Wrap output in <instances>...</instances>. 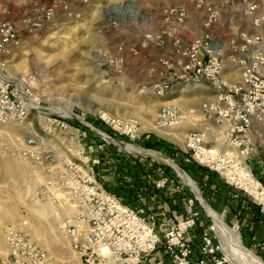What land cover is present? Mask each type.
I'll use <instances>...</instances> for the list:
<instances>
[{
	"label": "rangeland",
	"instance_id": "rangeland-1",
	"mask_svg": "<svg viewBox=\"0 0 264 264\" xmlns=\"http://www.w3.org/2000/svg\"><path fill=\"white\" fill-rule=\"evenodd\" d=\"M208 1L219 10L220 18L206 27L207 15L190 0H0V19L13 21L21 39L18 48L0 59L5 62L2 72L26 86L34 103L50 111L41 113L33 109L23 123H0V264H12L5 236L8 225L21 226L24 234L54 263L78 259L70 237L59 228V222L71 215L74 207L68 202L60 201L57 205L38 197L41 176H33L32 163L14 154L29 134H37L59 159H90L95 151H82L81 146H117L113 142L121 140L140 148L170 146L178 168L188 179L194 178L187 170L190 165L198 172L207 169L219 175L199 164L186 147L190 131H203L208 124H214L215 120L204 113L203 104L214 101L216 89L203 79L188 82L176 65L169 67L175 58L171 42L168 37L163 44L157 39V34L167 31L168 26L162 13L175 5L185 7L187 18L179 28L184 43L199 38L203 32L218 40L227 66L223 76L229 81L240 79L242 62L248 60L246 51H227L234 34L243 31L264 35V26L253 25L243 0ZM43 7L52 10V16L44 21L40 19ZM257 15L264 16L263 5ZM238 45L242 46V42L238 41ZM161 59L168 60V64ZM182 59L177 58L184 63ZM163 83L168 87L161 91L157 86ZM163 110H167L165 115L159 116ZM90 127L115 140L112 142ZM218 137L216 132L207 131L202 146L230 150L226 141ZM255 156L247 161L248 168L254 180L261 179L264 187L261 145ZM182 179L178 177V205L183 212L178 213L171 226L194 222L184 235L192 249L191 258L200 256L207 234L220 248L218 257L228 264L252 263L238 251L233 235H226L219 227L220 218L235 230L242 246L264 263V210L254 189L243 183L235 187L222 178L241 192L242 202L257 208L252 214L243 210L223 214L199 195L202 184L190 180L192 187ZM189 190L192 193H186ZM258 191L263 189L259 187ZM185 193L194 195L193 202L188 201L187 205L181 201L185 200ZM195 230L200 234L197 246L186 238Z\"/></svg>",
	"mask_w": 264,
	"mask_h": 264
},
{
	"label": "built area",
	"instance_id": "built-area-1",
	"mask_svg": "<svg viewBox=\"0 0 264 264\" xmlns=\"http://www.w3.org/2000/svg\"><path fill=\"white\" fill-rule=\"evenodd\" d=\"M190 1L207 15L206 27L219 20V10L208 0ZM243 4L253 25L263 27L264 16L257 13L260 5L264 7V0L251 3L243 0ZM162 15L167 21V31L159 32L157 39L160 44L166 37L171 42L175 58L169 67L176 65L188 82L201 79L210 82L217 92L214 101L203 104L204 113L215 120V126L208 124L203 131H190L186 136V147L199 164L216 171L226 182L236 187L237 183L245 185L251 179L258 184L257 189L260 187L264 191L261 179L254 180L247 162L255 156L259 145L264 148V35L243 31L234 34L227 51H246L248 60L242 62L240 79L229 81L223 76L227 66L223 62V47L216 38L207 32L188 43L181 38L179 28L187 18L185 7L175 5L165 9ZM51 16V9H41L40 19L44 21ZM36 25L40 26V22ZM238 41L242 46L239 47ZM20 43L16 24L0 19V59L18 48ZM161 62L167 65L169 61L161 59ZM4 64L0 62V123L20 124L34 109L25 96L29 97L30 91L26 86L19 90L14 82L8 81L10 77L2 72ZM167 87L165 83L157 86L161 91ZM166 111L159 116H164ZM207 131L216 132L230 150L217 151L202 146ZM81 148L94 152L99 146ZM14 154L32 163L33 176H41L38 197L57 205L61 204L60 201L68 202L74 207V212L59 222V228L70 237L78 259L54 263L24 234L21 226L8 225L5 236L12 264H141L144 256L158 249L170 256L172 264H228L218 257L220 248L207 234L200 256L194 260L191 258L192 249L184 237L193 226L191 220L174 224L161 236L155 230L154 215L131 208L104 188L88 157L59 159L51 146L37 134H29ZM259 203L264 210V201Z\"/></svg>",
	"mask_w": 264,
	"mask_h": 264
},
{
	"label": "crops",
	"instance_id": "crops-1",
	"mask_svg": "<svg viewBox=\"0 0 264 264\" xmlns=\"http://www.w3.org/2000/svg\"><path fill=\"white\" fill-rule=\"evenodd\" d=\"M141 148L146 151H155L177 165V157L172 155L170 146H154V149ZM90 160L106 190L114 193L122 203L131 208L141 209L145 214L154 215L155 230L161 236L170 229L178 213L183 212L179 210L178 205L180 186L178 177L181 179L182 177L178 175L174 165L149 153L127 151L118 145L113 146L106 143L99 146ZM255 161L261 164L258 159ZM187 170L194 177H189L193 184H195L194 181L202 184V191L199 190V195L202 194L214 210L223 214H228L231 211L240 213L242 210L250 211L251 214L257 212L254 205L248 206L247 202H242L239 199L242 196L241 192L228 186L219 175L207 169L198 172L191 165ZM188 187L190 186L188 185ZM190 189L193 191L191 187ZM188 192L191 191L186 193ZM186 193L184 194L185 200L182 198L181 201H185L187 205L188 201L193 202L194 195ZM196 231L188 233L186 237L187 241L194 246H197L200 240V234ZM141 264H172V262L170 256L163 249H158L154 253L144 256Z\"/></svg>",
	"mask_w": 264,
	"mask_h": 264
},
{
	"label": "bare ground",
	"instance_id": "bare-ground-1",
	"mask_svg": "<svg viewBox=\"0 0 264 264\" xmlns=\"http://www.w3.org/2000/svg\"><path fill=\"white\" fill-rule=\"evenodd\" d=\"M5 80V79H4ZM9 82H14L16 85H17V87L19 88V90H22V83H20V82H18V81H16V79H13V78H10L9 80H8ZM26 97H27V99H28V104H29V106L30 107H32V108H34L35 110H37L38 112H43V113H48V112H50V111H48L47 109H44V108H42V107H40V105H37V103H34V99H32L31 97H28L27 95H25ZM59 113H61V112H59ZM67 114V113H66ZM65 114V115H66ZM116 144H118V145H120V147H122V148H124L125 150H127V151H132V152H136V151H141V152H145V153H149V154H151V155H153V156H155V157H157V158H160V159H162L163 161H166V162H168L169 164H172V165H174V167L177 169V172L186 180V182L187 183H189V184H191L192 185V187H193V184L191 183V181H190V179H188L187 178V176H186V174L180 169V168H178V167H176V165L170 160V159H168V158H164L163 156H161L159 153H157V152H154V151H146V150H144L143 148H140V147H137V146H131L130 144H127V143H124V142H117L116 141ZM245 184H247V185H249V188L251 187V188H253L254 189V191H253V193H255L256 195H258V196H260L259 198L258 197H255L253 194V196L255 197V198H257L258 200H260V201H264V191L263 192H259L258 191V189H257V187H258V184L255 182V181H253V180H251V179H249V181L248 182H246ZM195 188V187H194ZM246 188H247V186H246ZM248 191V190H247ZM249 192V191H248ZM250 193V192H249ZM261 198V199H260ZM210 211V210H209ZM217 220H218V218H217ZM219 225H221V226H219V227H221V229H224V231H225V233L226 232H229V234L228 233H226V235L228 234V235H233V237H231L235 242V245H236V247L237 248H239V252L245 257V259H247V260H249V262H252L251 264H264L258 257H256L252 252H250L249 250H247V249H245L243 246H242V244H241V242H240V239H239V237H238V234L235 232V230H233V229H230L226 224H224V222L219 218ZM218 225V224H217ZM222 237V236H221ZM220 237V238H221ZM228 237V236H227ZM237 238V239H236ZM222 239V238H221ZM224 239H227L226 237L224 238ZM229 240V239H228ZM231 247V246H230ZM227 249H229V248H227ZM233 249V248H232ZM237 251V250H236ZM234 257V256H233ZM235 258H236V256H235ZM244 263V262H243Z\"/></svg>",
	"mask_w": 264,
	"mask_h": 264
},
{
	"label": "water",
	"instance_id": "water-1",
	"mask_svg": "<svg viewBox=\"0 0 264 264\" xmlns=\"http://www.w3.org/2000/svg\"><path fill=\"white\" fill-rule=\"evenodd\" d=\"M86 126H88V125H86ZM89 127V126H88ZM90 129L91 130H93L95 133H97V134H99V135H101V136H103V135H105V136H103V137H107L109 140L111 139V141L113 142V140H115V139H113L112 137H108L106 134H104L103 132H101L100 130H98V129H96V128H91L90 127ZM103 134V135H102ZM117 142H122L121 140H116ZM113 144H115V145H118V144H116L115 142H113ZM118 146H120V145H118ZM176 165V164H175ZM176 167H178L177 165H176ZM183 171V170H182Z\"/></svg>",
	"mask_w": 264,
	"mask_h": 264
}]
</instances>
